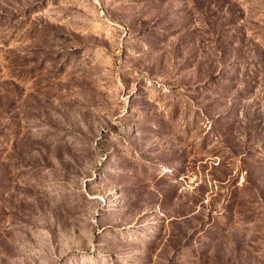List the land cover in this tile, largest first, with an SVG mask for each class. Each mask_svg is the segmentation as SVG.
I'll use <instances>...</instances> for the list:
<instances>
[{
	"label": "rangeland",
	"instance_id": "1",
	"mask_svg": "<svg viewBox=\"0 0 264 264\" xmlns=\"http://www.w3.org/2000/svg\"><path fill=\"white\" fill-rule=\"evenodd\" d=\"M0 264H264V0H0Z\"/></svg>",
	"mask_w": 264,
	"mask_h": 264
}]
</instances>
